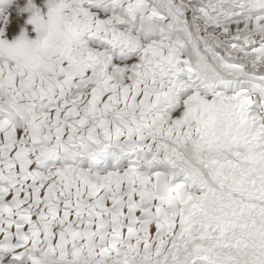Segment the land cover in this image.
Here are the masks:
<instances>
[{
    "label": "snow or ice",
    "instance_id": "obj_1",
    "mask_svg": "<svg viewBox=\"0 0 264 264\" xmlns=\"http://www.w3.org/2000/svg\"><path fill=\"white\" fill-rule=\"evenodd\" d=\"M0 264H264V0H0Z\"/></svg>",
    "mask_w": 264,
    "mask_h": 264
}]
</instances>
